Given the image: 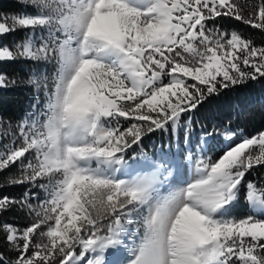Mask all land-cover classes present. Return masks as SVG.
<instances>
[{
	"label": "snow or ice",
	"instance_id": "obj_1",
	"mask_svg": "<svg viewBox=\"0 0 264 264\" xmlns=\"http://www.w3.org/2000/svg\"><path fill=\"white\" fill-rule=\"evenodd\" d=\"M18 3L0 64L31 66L32 99L0 116V264H264V131L193 140L205 102L264 80V46L221 23L264 32V0Z\"/></svg>",
	"mask_w": 264,
	"mask_h": 264
},
{
	"label": "trees",
	"instance_id": "obj_2",
	"mask_svg": "<svg viewBox=\"0 0 264 264\" xmlns=\"http://www.w3.org/2000/svg\"><path fill=\"white\" fill-rule=\"evenodd\" d=\"M253 1V0H252ZM242 7L249 6V0H238ZM254 3V1H253ZM21 5L18 0H0V13L12 14L20 11ZM226 30L240 31L247 39L256 46H264V32L252 29L234 20H224L221 22ZM14 39L19 40L23 35L21 32L14 34ZM31 66L22 61L0 64V73H5L9 79L17 81L15 86L0 89V116L11 118L14 121L23 118L29 111V104L32 99V92L25 81L29 75ZM261 100H260V99ZM193 135L199 136L201 125L208 130L213 126L223 132L224 125L228 124L232 130H240L245 135H254L264 130V80L250 83L246 87H236L222 91L219 96L212 97L208 102L199 108L193 115ZM152 142L158 149L161 142L167 143L170 137L156 133L151 135L146 141V151L153 155V148L147 141ZM153 146V147H154ZM223 152V145L219 142L214 146V158H218ZM7 173L0 174V176ZM264 177V168H258L248 178L254 179ZM3 192L11 195H19L23 189L19 187L5 188ZM244 209H238L237 214H241ZM4 219L14 221L17 225L23 226L27 218L21 213H9Z\"/></svg>",
	"mask_w": 264,
	"mask_h": 264
},
{
	"label": "rangeland",
	"instance_id": "obj_3",
	"mask_svg": "<svg viewBox=\"0 0 264 264\" xmlns=\"http://www.w3.org/2000/svg\"><path fill=\"white\" fill-rule=\"evenodd\" d=\"M238 1V0H237ZM240 1V0H239ZM254 1V3H255V0H253ZM253 1L252 0H249V5L250 4H252L253 3ZM14 37H15V35L13 34L12 36H8V37H5L4 38V42L5 43H7L8 41H10V40H13L14 39ZM260 47V46H259ZM260 99V98H259ZM261 100V99H260ZM264 131V130H263ZM153 141H152V139L150 140V141H147V144H151V146H152V148H153V146H154V142L152 143ZM243 213V210L241 211V214Z\"/></svg>",
	"mask_w": 264,
	"mask_h": 264
}]
</instances>
